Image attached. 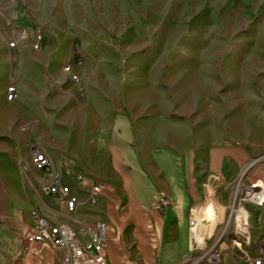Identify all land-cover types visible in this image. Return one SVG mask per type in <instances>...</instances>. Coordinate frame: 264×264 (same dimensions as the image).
<instances>
[{
	"label": "rangeland",
	"instance_id": "374dc122",
	"mask_svg": "<svg viewBox=\"0 0 264 264\" xmlns=\"http://www.w3.org/2000/svg\"><path fill=\"white\" fill-rule=\"evenodd\" d=\"M123 1L128 25L123 20V30L114 31L103 49L113 59L104 68L119 85L115 103L138 138L123 160L113 162L114 180L94 176L105 188L95 197L82 195L77 215L108 221L106 264H174L159 251L175 242L166 234L159 199L168 198L170 214L181 213L187 223L191 207L198 206L205 237L182 264L201 258L204 264H247V254L255 255L264 243V203L247 198L248 187L264 181V0ZM11 5L0 0L8 8H0L3 30L10 29ZM78 48L70 62L59 64H70L81 78L76 62L91 54ZM11 52L0 50V264H43L56 260V250L39 248L41 256L23 249L32 212L66 209L43 190L50 175L31 164L30 130L8 99ZM65 159L84 171L83 162L70 154L60 157ZM174 179L180 200L174 198ZM209 203L214 205L205 218ZM239 206L250 214L251 245L242 248L231 240Z\"/></svg>",
	"mask_w": 264,
	"mask_h": 264
},
{
	"label": "crops",
	"instance_id": "0c3cea01",
	"mask_svg": "<svg viewBox=\"0 0 264 264\" xmlns=\"http://www.w3.org/2000/svg\"><path fill=\"white\" fill-rule=\"evenodd\" d=\"M127 5L123 0H25L24 3L12 0L10 29L3 30L0 25V50L12 49V76L8 85H15L17 97L10 104L19 114H24L25 130H30L29 142L32 140L35 147L41 146L56 166L63 154H70L83 162L84 171L75 167L76 171L95 181L94 176L114 180L113 162L123 160L131 142L138 138L133 123L115 103L113 92L119 85L114 84L104 68L113 64V59L105 57L103 49L112 43L114 31L123 30V20L125 26L128 25L130 16L124 10ZM38 30L42 34V48L35 50L33 42ZM12 42L14 46L10 45ZM78 45L89 51L91 57L78 66L81 80L74 82L60 66L59 59L70 62L72 50ZM66 182L80 202L82 195L89 196L88 188L77 183L75 178H67ZM174 188V198L179 199L175 179ZM190 199L188 197L186 202ZM212 205L209 203L205 207V218L204 213ZM37 210L52 221L62 219L64 214L55 208ZM170 212L169 208L160 216L164 222L168 218L166 234L174 235L175 242L162 245L159 251L164 257L174 258V264H182L189 251L194 252L190 211L188 223L181 213ZM90 215L76 213L85 222L104 220ZM32 221L34 225L33 218ZM202 222L205 226L203 218ZM199 237L195 236L196 241ZM55 252L56 260L46 259L41 263L62 264L64 251ZM39 253L44 255L42 249ZM162 259L167 262L166 258Z\"/></svg>",
	"mask_w": 264,
	"mask_h": 264
},
{
	"label": "built area",
	"instance_id": "2783aa9c",
	"mask_svg": "<svg viewBox=\"0 0 264 264\" xmlns=\"http://www.w3.org/2000/svg\"><path fill=\"white\" fill-rule=\"evenodd\" d=\"M14 46L15 43L10 44ZM35 49L42 48V34L38 30L33 42ZM78 49V47H76ZM82 59H78L77 66L82 65ZM67 73H72L70 64L64 66ZM72 79L80 81L76 73H72ZM17 97L15 85L8 87V99L14 100ZM31 164L39 171L47 173L50 178L43 179V190L47 194L55 195L63 202L66 213L62 214V219L52 221L43 216L39 210L32 212L34 225L23 239V249L26 253L35 254L39 248L51 250H63L64 256L62 264H105L110 225L105 220L85 222L76 216L79 196L73 193L72 187L66 182L67 178H75L81 186L88 188L89 196L95 197L105 188L104 182L92 180L87 175L79 173L75 169L73 161L65 159L56 166L52 158L46 151L39 147H34L31 153ZM27 170L26 167H24ZM251 194L254 203H264V181L253 182L247 190V195ZM171 205L168 198L161 197L158 202V209L166 214ZM190 232L194 241L195 251L198 245L195 236L204 235V225L202 222L201 207L191 208L189 215ZM234 247L242 248L243 245H251V240L247 236L231 235ZM256 254H247V264H264V243L256 250ZM210 262H216L215 257L209 258ZM191 264H204L203 258Z\"/></svg>",
	"mask_w": 264,
	"mask_h": 264
},
{
	"label": "bare ground",
	"instance_id": "6f19581e",
	"mask_svg": "<svg viewBox=\"0 0 264 264\" xmlns=\"http://www.w3.org/2000/svg\"><path fill=\"white\" fill-rule=\"evenodd\" d=\"M247 198L250 200H253L250 193L247 195ZM238 208H237V211L239 214L237 213L236 215L238 225L234 233L236 236H247L250 238L249 233L247 231V227H246V225L248 224L249 215H250L249 211L244 206H239ZM198 240L199 238H197V241Z\"/></svg>",
	"mask_w": 264,
	"mask_h": 264
},
{
	"label": "water",
	"instance_id": "95a60500",
	"mask_svg": "<svg viewBox=\"0 0 264 264\" xmlns=\"http://www.w3.org/2000/svg\"><path fill=\"white\" fill-rule=\"evenodd\" d=\"M262 157H264V155H263ZM252 164H253V163H251L250 165H248V166L246 167V169H244V171H246L247 168H249ZM244 171H243V172H244ZM243 172L241 173V175L243 174Z\"/></svg>",
	"mask_w": 264,
	"mask_h": 264
}]
</instances>
